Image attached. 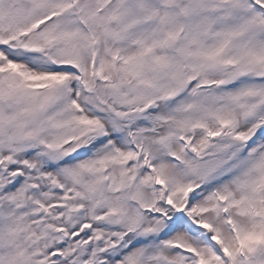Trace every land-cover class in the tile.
Returning <instances> with one entry per match:
<instances>
[{
	"label": "snow or ice",
	"instance_id": "snow-or-ice-1",
	"mask_svg": "<svg viewBox=\"0 0 264 264\" xmlns=\"http://www.w3.org/2000/svg\"><path fill=\"white\" fill-rule=\"evenodd\" d=\"M0 264H264V0H0Z\"/></svg>",
	"mask_w": 264,
	"mask_h": 264
}]
</instances>
